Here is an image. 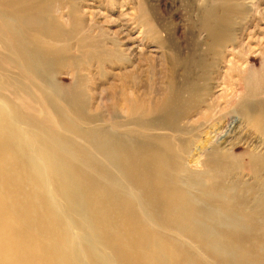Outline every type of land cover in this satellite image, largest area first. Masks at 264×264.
<instances>
[{
  "label": "bare ground",
  "instance_id": "obj_1",
  "mask_svg": "<svg viewBox=\"0 0 264 264\" xmlns=\"http://www.w3.org/2000/svg\"><path fill=\"white\" fill-rule=\"evenodd\" d=\"M186 2L151 88L102 0H0V264H264V0Z\"/></svg>",
  "mask_w": 264,
  "mask_h": 264
},
{
  "label": "rangeland",
  "instance_id": "obj_2",
  "mask_svg": "<svg viewBox=\"0 0 264 264\" xmlns=\"http://www.w3.org/2000/svg\"><path fill=\"white\" fill-rule=\"evenodd\" d=\"M186 1L187 0H102L100 7L94 8L91 6L90 9L93 8L99 10L100 14H102L99 16L100 18L105 16L106 19H111L115 22L106 23V28L115 29L120 25L124 28V31L129 33L128 36L130 37V42L128 41L127 44L131 43V45L133 44L134 46H137L133 48L134 55L132 56V60H135L136 63L140 64V70L135 73L137 76L136 79L142 81V83L144 81L145 84H150L151 88H156L162 81L159 78V74L167 72L168 60L166 61L164 59V54L170 53L169 44L174 43L177 45L180 56H185L190 50V47L186 45V42L188 41L187 38L185 36L183 37L190 15V10L186 6ZM140 3H143L145 13H147L146 15L150 18L149 21L151 25L160 28V32L162 33V36H164L166 42L165 46L168 48H165V46L159 47L160 45L155 41L145 38L143 39V28L136 23V10ZM165 27H167L166 31L164 30ZM162 29L163 32L161 31ZM193 35H196V31L193 32ZM262 39L263 41L260 45H257L256 43L251 44V51L247 54L249 57H255V60L251 61V67L254 71L258 70L260 67V52L264 49V38ZM146 50L148 51L146 52ZM146 53H148V55H146ZM231 57L232 55H229L227 58L231 59ZM227 64V62L220 63L218 68L220 70H226L228 66ZM218 68L217 66L213 67L211 74L213 77L212 82H214L215 79V70ZM177 71V73H180L181 69L178 68ZM58 78L61 79L64 84L70 83L69 76L66 74H59ZM96 83L99 84L100 81L96 80ZM92 88H95V84ZM224 89L227 88L221 83L219 86H214L211 89L210 96L208 95L209 99L220 94ZM130 93H132V91H130ZM24 99L30 102L29 98L24 97ZM102 101L104 102V100ZM100 111L102 115L108 117V112L103 106L100 107ZM33 113L38 114V111H34ZM197 117L198 115H194L193 120Z\"/></svg>",
  "mask_w": 264,
  "mask_h": 264
}]
</instances>
